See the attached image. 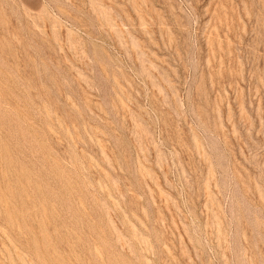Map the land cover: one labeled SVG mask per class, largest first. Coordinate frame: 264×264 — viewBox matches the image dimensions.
Here are the masks:
<instances>
[{
    "label": "rangeland",
    "instance_id": "rangeland-1",
    "mask_svg": "<svg viewBox=\"0 0 264 264\" xmlns=\"http://www.w3.org/2000/svg\"><path fill=\"white\" fill-rule=\"evenodd\" d=\"M0 264H264V0H0Z\"/></svg>",
    "mask_w": 264,
    "mask_h": 264
}]
</instances>
